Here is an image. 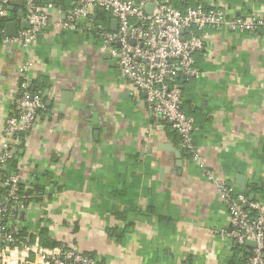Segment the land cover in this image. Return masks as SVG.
Returning a JSON list of instances; mask_svg holds the SVG:
<instances>
[{
    "label": "crops",
    "instance_id": "0c3cea01",
    "mask_svg": "<svg viewBox=\"0 0 264 264\" xmlns=\"http://www.w3.org/2000/svg\"><path fill=\"white\" fill-rule=\"evenodd\" d=\"M165 1L180 10L201 5L264 18V0ZM72 2L55 4L65 12ZM7 9L11 18L0 23L24 26L23 5ZM96 20L115 26L100 11ZM200 36V75L181 84L198 154L228 183L241 191L256 186L249 196L264 198V33L207 28ZM9 38L0 24V145L26 58L45 103L11 146L21 190L42 187L25 192L33 204L25 219L36 225L42 199L49 236L99 257L98 264H244L250 248L217 233L228 212L214 184L184 156L171 124L153 118L144 93L121 78L97 37L51 23L25 50Z\"/></svg>",
    "mask_w": 264,
    "mask_h": 264
},
{
    "label": "built area",
    "instance_id": "2783aa9c",
    "mask_svg": "<svg viewBox=\"0 0 264 264\" xmlns=\"http://www.w3.org/2000/svg\"><path fill=\"white\" fill-rule=\"evenodd\" d=\"M21 1L26 26H19L8 40L25 50L51 23L61 31L97 37L101 50L110 54L121 78L144 93L153 118L170 122L179 137L180 150L188 154L189 160L214 184L228 212L227 226L217 233L239 246L253 241L244 264H264V198L245 195L200 158L193 141L195 121L182 107L181 90L183 81L200 75L194 55L205 49L201 31L211 28L256 35L264 33V18L228 15L221 8L208 9L201 5L180 10L165 0H73L65 12L57 9L55 0H48L44 5L36 0ZM11 2L0 0V17L11 18L7 9ZM150 4L148 11L146 6ZM98 11L116 21L115 29L96 20ZM33 67L32 60L26 58L17 68V96L5 120V140L0 145V186L4 187L0 192V264H98L99 257L68 248L64 243L42 247L37 223L32 225L31 220L18 218V212L25 214L33 207L25 189L19 188L18 172L7 175L2 172L13 154L12 142L15 148L20 135L35 121L37 109L43 108L40 94L30 91ZM39 207L43 212L48 210L44 203ZM42 218L47 221L46 214ZM24 226L28 234L22 237L20 230ZM30 234L34 236L32 240Z\"/></svg>",
    "mask_w": 264,
    "mask_h": 264
},
{
    "label": "trees",
    "instance_id": "16d2710c",
    "mask_svg": "<svg viewBox=\"0 0 264 264\" xmlns=\"http://www.w3.org/2000/svg\"><path fill=\"white\" fill-rule=\"evenodd\" d=\"M56 3H57V0H55ZM64 6V5H63ZM1 27L4 28L5 26V20H1ZM38 88H41V86H37V81L36 80H33L32 81V85L30 86V91L31 92H34V91H37L39 90ZM44 98L41 99L42 103L44 104V107H45V103H44ZM25 135V132L22 133L20 135V139L22 138V136ZM13 145V142L11 144V146ZM10 151H11V148H10ZM184 156L187 158V159H190V156L188 154H185L183 153ZM18 167V164H17V158L14 157V155L12 154V156L8 159L6 165L3 166V174L7 175L8 173L12 172L15 168ZM19 188L20 189H23V185H21V183L19 184ZM41 188L40 186H34L33 188H25V192L27 194H30V193H39L41 192ZM256 186H253V185H250L248 186V190L246 191H243V193L247 196H249L250 194H252L253 192H256ZM4 190V187L0 186V192H2ZM40 199V198H39ZM37 200V204H43L41 202V200H38V198L36 199ZM40 204V205H41ZM44 214V212L42 211V214L41 216ZM47 223H50V219L47 218V221L44 220L42 217L39 218L38 222H37V227H38V238H39V244L42 246V247H48V248H51V247H54V246H57L60 244L61 241H56V239L52 238L51 236H49L48 232H49V226ZM20 236H26L28 234L27 232V227L24 226L22 227V229L20 230ZM30 239L32 240L34 238L33 234H30L29 235ZM117 238H119L120 236H116ZM63 243V242H61ZM65 244V243H64Z\"/></svg>",
    "mask_w": 264,
    "mask_h": 264
},
{
    "label": "water",
    "instance_id": "95a60500",
    "mask_svg": "<svg viewBox=\"0 0 264 264\" xmlns=\"http://www.w3.org/2000/svg\"><path fill=\"white\" fill-rule=\"evenodd\" d=\"M14 3L22 4V1L21 0H12L11 4H14ZM151 7H152L151 4L147 5L146 9L149 11L151 9ZM113 23L116 24V21L113 20ZM23 25L26 26L25 23ZM111 28L115 29V26L113 25ZM5 29H6V35L9 36V37H12L17 32V29H18L17 23L14 22V21H8L6 23V25H5ZM168 123L170 124V122H168ZM176 156L179 157V153L178 152H176ZM177 165L180 166V160L177 162ZM238 178L241 179V181L239 180V183L242 184L243 176H239ZM250 197L252 198V196H250ZM256 197H258V196H256ZM19 216H20V218H23L24 212L20 211L19 212ZM245 245L248 246L249 248H251V247L254 246V242L253 241H247L245 243ZM235 246L238 248V244L235 243Z\"/></svg>",
    "mask_w": 264,
    "mask_h": 264
},
{
    "label": "rangeland",
    "instance_id": "374dc122",
    "mask_svg": "<svg viewBox=\"0 0 264 264\" xmlns=\"http://www.w3.org/2000/svg\"><path fill=\"white\" fill-rule=\"evenodd\" d=\"M33 168V167H32ZM32 171H33V169H32ZM52 188H45V191H48V193H51V190ZM39 215H41L42 214V211H40L39 213H38Z\"/></svg>",
    "mask_w": 264,
    "mask_h": 264
}]
</instances>
